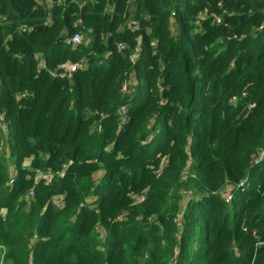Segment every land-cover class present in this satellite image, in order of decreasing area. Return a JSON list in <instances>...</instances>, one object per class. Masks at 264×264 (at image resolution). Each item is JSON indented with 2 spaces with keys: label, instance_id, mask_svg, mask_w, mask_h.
Masks as SVG:
<instances>
[{
  "label": "trees",
  "instance_id": "obj_1",
  "mask_svg": "<svg viewBox=\"0 0 264 264\" xmlns=\"http://www.w3.org/2000/svg\"><path fill=\"white\" fill-rule=\"evenodd\" d=\"M82 1L0 0L1 264H264V0ZM81 58L70 79L38 67ZM30 157L56 175L24 210Z\"/></svg>",
  "mask_w": 264,
  "mask_h": 264
},
{
  "label": "built area",
  "instance_id": "obj_2",
  "mask_svg": "<svg viewBox=\"0 0 264 264\" xmlns=\"http://www.w3.org/2000/svg\"><path fill=\"white\" fill-rule=\"evenodd\" d=\"M84 3V0L82 1V4ZM113 10V7H109L108 8V11L109 12H112ZM204 14L203 13H199V17L203 16ZM175 14L172 12L170 14V17L171 18H175L174 17ZM6 16L3 15V14H0V19L1 20H5ZM214 20L216 22H220L221 21V16L219 15H215L214 16ZM46 24H50V18H47V20L45 21ZM126 24V27L127 28H131L133 29L135 27V23H133L131 20H126L125 22ZM33 27L30 26V25H27V24H22L18 27V32L19 33H25V32H28L32 29ZM84 38V35L82 33V31L80 30H77L75 32L72 33V35H70L66 41L68 43H70L71 45L75 46L77 45L78 43H80V41ZM232 38H237V35L234 34L232 35ZM118 49L121 50V49H124L125 48V44H122V43H119L118 45ZM137 49L135 51H133L131 54H130V60H131V63L133 64L134 63V60L135 58L137 57ZM86 64V61L84 59H78V60H67L61 64H59L56 68H53V69H50V68H46L45 64L40 61L39 63V68L40 69H45L47 71V73L49 74L50 77L52 78H59V79H70L72 77V74L74 72H76L77 70L83 68ZM129 85H130V81H124L122 86H121V91L122 92H128L129 91ZM20 96H24V93H21ZM234 99V97H233ZM125 109L122 108L121 111H120V117L122 118V120L124 121L127 117L126 113H125ZM4 110H2L0 112V132L2 131H6V128L8 126V122L5 121L4 119ZM262 151L260 152V154L258 155L259 157L262 156ZM160 172V170H158ZM34 173H35V181L36 182H42L44 185H49V183L51 182V179H52V172L47 170L45 172H42L40 171L38 168L34 169ZM159 174V173H158ZM14 182V177L12 176L9 181H8V184L9 185H12ZM243 183V180H241L239 182V184L241 185ZM230 186L229 189H224V190H220V195L222 197V199L229 203L231 200H232V197H233V190H232V185H228ZM188 194H190V191H188ZM27 197L28 198H33L34 197V189L33 188H30L28 191H27ZM143 195H138L137 196V199H143ZM86 202H89V200L86 198L85 199ZM174 221H176L177 219L176 218H173Z\"/></svg>",
  "mask_w": 264,
  "mask_h": 264
},
{
  "label": "rangeland",
  "instance_id": "obj_3",
  "mask_svg": "<svg viewBox=\"0 0 264 264\" xmlns=\"http://www.w3.org/2000/svg\"><path fill=\"white\" fill-rule=\"evenodd\" d=\"M170 16V15H169ZM168 16V18L170 19V17ZM171 26V27H170ZM176 25H175V22L171 25V24H169V28H170V30H171V28H174ZM84 33H85V31H83ZM127 81H130V82H132L133 80H131V79H129V80H127ZM7 134V133H6ZM5 134V131H2V132H0V152H3V151H5V148H6V135ZM28 160H29V162H28ZM32 160H33V157H30V158H28V159H26V160H24L23 161V163H22V166L24 167V165L26 166L27 164H28V166L26 167V169L27 170H31V173H30V175H28L26 178H27V184H26V186H25V189H24V191H23V193H22V195L20 196V197H18L17 199H16V201H17V203H21V202H23L24 203V205H23V209L24 210H28L30 207H31V205H32V203L34 202L33 200H34V198L35 197H33V198H28L27 197V191L30 189V188H33L34 189V192H35V190H37V188H36V186H37V183H36V181H35V173H34V168L32 167V164H31V162H32ZM165 163L163 162L162 163V165H164ZM100 169V168H99ZM102 171H104V169L102 170ZM9 172L11 173V174H13L14 173V167L13 166H9ZM34 174H33V173ZM99 173H101V172H95V174H99ZM160 173V172H159ZM95 174H93V178L95 179V180H97V175H95ZM55 175L56 174H54L53 172H52V179H51V182L53 183V180H54V178H55ZM59 175H61V173H59ZM13 176V175H12ZM49 183L50 185L52 184V183ZM229 184V183H228ZM36 185V186H35ZM47 187H49V185L47 186ZM230 188V186H228V185H224V187L222 188V190H226V189H229ZM146 190H147V188H145V189H143L142 191H140L139 193H131V196L133 197V199H134V202H142L143 201V199H137V196L138 195H143V197H144V195H145V192H146ZM188 191H190V190H186V189H181L180 191H179V202H178V205H177V210L175 211V215H174V218H176L177 220L176 221H174V219L172 220L175 224H177V227L179 228L180 227V224H181V215H182V213L180 212L181 210H183L184 211V209H185V206H186V203H187V201H188V199L191 197V196H193V193L190 191V194H188ZM220 192V191H219ZM220 194V193H219ZM64 197H65V194H59V193H55L54 195H51L50 196V198H49V200L51 201V203L54 205V206H56V207H59V208H62V206L64 205ZM88 198H89V200L91 201V198L88 196ZM187 200V201H186ZM33 201V202H32ZM32 202V203H31ZM134 202H132V203H134ZM5 212H6V208L5 207H0V215L1 216H4L5 215ZM126 215H127V212H122L121 214H119V215H117V218H119V219H125L126 218ZM149 219L150 220H154V216H151V217H149ZM98 231H99V234H100V237L102 238V236L104 235V231H103V229L102 228H100V227H98ZM175 234H176V236L177 237H179V229H176L175 230ZM38 238V236H37V234L35 233L34 234V236H33V238H32V240H31V243H34L35 242V239H37ZM46 238H48V237H46V236H43V239H46ZM1 243V242H0ZM13 248H15V247H13L12 245H11V247H10V250H12ZM6 252H7V247H6V245L5 244H0V264H1V261H2V259H5V254H6ZM3 256H4V258H3ZM7 262H9V263H11L12 262V258L10 259V258H7V259H5ZM31 258H30V255H29V259L26 261V263L25 264H31Z\"/></svg>",
  "mask_w": 264,
  "mask_h": 264
},
{
  "label": "crops",
  "instance_id": "obj_4",
  "mask_svg": "<svg viewBox=\"0 0 264 264\" xmlns=\"http://www.w3.org/2000/svg\"><path fill=\"white\" fill-rule=\"evenodd\" d=\"M174 22H175V25H176V26H175L174 28H171V30H170L172 34H176V33H177V23H176V21H175V18H171V17H170V19H169V24L172 25ZM170 27H171V26H170ZM80 31H82V30H80ZM82 33H83V35H84V32H83V31H82ZM39 56H40V55H39ZM130 79H131V80L134 79V75H133V74L130 76ZM28 162H29V160H28ZM27 166H28V164H27L26 166L24 165V168H26ZM35 169H36V168H35ZM102 170H103L102 168H100V169L97 170L98 172H101V173H99V174H95V173H94L95 175H97V179L100 178L101 175L103 174L104 171H102ZM97 171H96V172H97ZM36 183H39V182H36ZM87 199L89 200V198H87ZM186 201H187V200H186ZM89 202H90V200H89ZM180 212L183 213V210H181Z\"/></svg>",
  "mask_w": 264,
  "mask_h": 264
}]
</instances>
